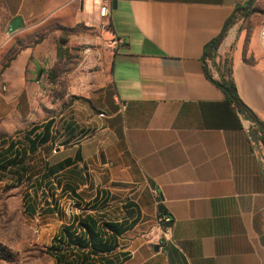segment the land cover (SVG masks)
<instances>
[{
    "label": "crops",
    "instance_id": "crops-1",
    "mask_svg": "<svg viewBox=\"0 0 264 264\" xmlns=\"http://www.w3.org/2000/svg\"><path fill=\"white\" fill-rule=\"evenodd\" d=\"M105 2L0 0V18L21 16L40 34L0 67V133H12L13 122L31 126L36 93L54 72L68 80L56 106L70 105L28 132L39 124L50 138L54 176L69 186L86 177L72 191L83 202L79 193L90 188V214L119 226L121 264H264L261 31L228 33L205 59L247 0H109L103 17ZM114 37L125 43L110 58L102 45ZM95 49L96 61L88 56ZM225 56L255 116L208 77L206 64L221 80ZM0 141L1 152L11 139ZM161 214L173 225L158 227Z\"/></svg>",
    "mask_w": 264,
    "mask_h": 264
},
{
    "label": "rangeland",
    "instance_id": "rangeland-1",
    "mask_svg": "<svg viewBox=\"0 0 264 264\" xmlns=\"http://www.w3.org/2000/svg\"><path fill=\"white\" fill-rule=\"evenodd\" d=\"M3 11L4 9L1 10L2 14ZM10 24L11 17L0 18V67L5 66L24 47L34 45L36 39H40L38 29L32 31L22 27L14 33H9ZM263 26L264 0H257L251 15L243 16L241 12L235 15L225 36L228 33L244 30L249 37L252 31L259 33ZM109 41L107 40L102 47L104 51H109L111 58L114 50L108 47ZM88 56L96 61L97 49L90 52ZM226 57L229 56L220 59ZM67 85L68 80L59 81L54 72H51L42 84L43 90L36 93L31 126L22 122H13L11 123L15 124L13 132L0 133V139L10 138L19 145L17 149L19 152L29 151L26 134L35 125L34 123L49 119L56 120L62 113V109L70 105L71 98L69 101L66 100L62 107L56 106V103L60 101L59 94L67 90ZM45 106L47 110L43 111L42 108ZM66 122L73 124L72 116ZM2 124L6 123L2 122ZM37 126L39 128V124ZM35 132L38 135L32 133L31 140L36 146L34 149L31 147L32 150L29 151L27 159L22 162L16 161L17 159L13 157L12 169L1 168L0 170V264H58L47 251L53 237L60 229L68 226L75 217L90 212V208L82 207L83 204L87 207L90 205V201H87L90 200V188H85L79 193L83 197V202L78 200L71 188L72 186L79 188L78 182L85 183L86 177L82 180L77 179L78 182L74 181L73 185L69 186L65 182L67 179L65 176L51 174L50 164H54L58 153L54 151L55 147L51 143H48L46 147L40 141L41 135L38 129ZM2 142L0 141V145ZM22 163L25 166L28 163L29 170H23ZM44 173L48 175L45 177ZM67 174L69 175V172ZM72 200L76 203L74 204ZM116 210L114 211L117 213ZM118 215L117 213L113 216L117 218Z\"/></svg>",
    "mask_w": 264,
    "mask_h": 264
},
{
    "label": "trees",
    "instance_id": "trees-1",
    "mask_svg": "<svg viewBox=\"0 0 264 264\" xmlns=\"http://www.w3.org/2000/svg\"><path fill=\"white\" fill-rule=\"evenodd\" d=\"M238 12H241L243 16H249L253 13V7L245 11L243 5L238 9ZM234 17L235 16L230 18L226 23L224 36ZM217 39L208 45L205 59H211L217 56L219 46L210 50ZM65 40L66 38L62 36L61 41L64 42ZM5 66H7V64ZM218 68L220 70L221 80H215L212 77L206 64L208 77L224 90L238 110H246L247 106L239 97L233 80L232 58L226 57L225 59H221ZM232 97H234V99ZM250 111L252 115L255 116L254 112L252 110ZM37 129L39 130L38 126H35L26 134V139L29 141V151L36 146L35 142L31 140V135L32 133L38 135L35 132ZM49 140L50 138L46 136L40 138L43 144L47 143ZM7 142L8 140H5L3 143L5 144ZM18 148L19 145H16V142L10 141L9 144H7V148L0 152V156H2L0 159V170L1 168L12 169L13 157L17 159L16 161L21 160L22 162L27 159V155H29L30 152L27 151L22 153L17 150ZM22 169L26 171L23 163ZM49 171H51V174H54L56 169L51 165ZM44 175L46 177L48 174L44 173ZM86 208L89 209L90 205L89 207L85 206V209ZM110 231L111 234H109ZM120 234L121 230L116 223L105 221L104 224H99V220L90 214V212H87L83 214V216L79 215L75 217L68 226L60 229L53 237L52 243L47 251L56 259L58 264H121L120 256L116 253L119 247Z\"/></svg>",
    "mask_w": 264,
    "mask_h": 264
},
{
    "label": "built area",
    "instance_id": "built-area-1",
    "mask_svg": "<svg viewBox=\"0 0 264 264\" xmlns=\"http://www.w3.org/2000/svg\"><path fill=\"white\" fill-rule=\"evenodd\" d=\"M100 13H101V15L103 17L109 16V14H110V3H109V0H106V2L101 5ZM261 42H262V44L264 46V26L261 29ZM124 43H125V41H124L123 38L114 37L113 39H111L108 42V47H110V48H112L114 50V49L118 48L119 46L123 45ZM239 112L241 113V111H239ZM100 117H106V114L105 113H101ZM244 129H245V131L247 133L250 132L249 128L245 127ZM90 137H91L90 133H85L83 136L80 137L79 142L82 143V142L90 139ZM54 151L57 152L56 149ZM72 202L74 204L76 203L75 200H72ZM166 223H172V225H173V223H174L173 217L170 216V215H163V214L159 215L158 218H157L158 227H162ZM156 239L158 240V242L160 243L162 248L165 247V242L162 241L161 238L157 237Z\"/></svg>",
    "mask_w": 264,
    "mask_h": 264
},
{
    "label": "water",
    "instance_id": "water-1",
    "mask_svg": "<svg viewBox=\"0 0 264 264\" xmlns=\"http://www.w3.org/2000/svg\"><path fill=\"white\" fill-rule=\"evenodd\" d=\"M256 1L257 0H247V2L244 4V10L247 11L251 9L256 3ZM23 26H24L23 18L21 16H17L16 18L12 20L10 24L9 33H14L17 30L21 29ZM224 33H225V30H223V32L218 37L216 43L210 48V50H212L214 47L220 46V43L222 42L224 38ZM232 98L234 99V97Z\"/></svg>",
    "mask_w": 264,
    "mask_h": 264
}]
</instances>
